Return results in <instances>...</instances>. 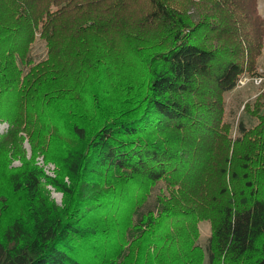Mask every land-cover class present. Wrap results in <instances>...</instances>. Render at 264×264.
<instances>
[{
	"label": "trees",
	"instance_id": "obj_1",
	"mask_svg": "<svg viewBox=\"0 0 264 264\" xmlns=\"http://www.w3.org/2000/svg\"><path fill=\"white\" fill-rule=\"evenodd\" d=\"M263 47L258 0H0V264H264Z\"/></svg>",
	"mask_w": 264,
	"mask_h": 264
},
{
	"label": "rangeland",
	"instance_id": "obj_2",
	"mask_svg": "<svg viewBox=\"0 0 264 264\" xmlns=\"http://www.w3.org/2000/svg\"><path fill=\"white\" fill-rule=\"evenodd\" d=\"M259 1V8L262 14L264 15V0H258ZM47 47L46 43L43 39L40 37H37L34 44L33 49L31 52V58L33 62H38L47 55ZM259 71H261L262 74H264V47H263V55L261 56L258 64ZM235 90H232L230 92H227L225 94V101H226V119L231 121L233 124V135L235 134L236 130V123L238 122V119H242L245 121L247 125H253L256 122V118L252 117L250 114H248L244 110V102L245 99H250L253 101V99L256 97V95L262 91L264 92V83L263 85L259 86L256 85L253 81L248 80L245 84L240 86L239 88H234ZM253 93V94H252ZM10 124L7 121H0V135L7 132L9 129ZM24 147L27 150V155H31V146L26 138L23 143ZM37 163L41 165L45 171L54 176L55 175V163L53 161L45 162L43 155L37 156ZM21 164L20 159H15L12 162V165H19ZM164 184L162 182H159V184L153 189V193L151 194V198L149 200V204L154 203V197L156 196V193L159 191V188L163 186ZM47 188L50 191L51 198H53L58 204L62 203L63 199V192L60 190H57L52 185L48 184ZM20 200L22 199L21 194L19 195ZM17 196L13 197L11 199V203L8 207L7 214L12 213L18 209L19 202ZM7 214L2 215L0 222L7 220ZM200 243L206 247L208 244V238L211 231V223L209 220H201L200 222Z\"/></svg>",
	"mask_w": 264,
	"mask_h": 264
},
{
	"label": "built area",
	"instance_id": "obj_3",
	"mask_svg": "<svg viewBox=\"0 0 264 264\" xmlns=\"http://www.w3.org/2000/svg\"><path fill=\"white\" fill-rule=\"evenodd\" d=\"M248 80L253 81L256 85H263L264 83V75L263 74H257L255 76H248V75H243L241 78H239L236 88H239L243 84H245Z\"/></svg>",
	"mask_w": 264,
	"mask_h": 264
},
{
	"label": "crops",
	"instance_id": "obj_4",
	"mask_svg": "<svg viewBox=\"0 0 264 264\" xmlns=\"http://www.w3.org/2000/svg\"><path fill=\"white\" fill-rule=\"evenodd\" d=\"M264 75V74H263ZM233 90H235V89H233ZM232 91V90H231ZM230 92V91H229ZM253 94V93H252ZM246 100V99H245Z\"/></svg>",
	"mask_w": 264,
	"mask_h": 264
}]
</instances>
